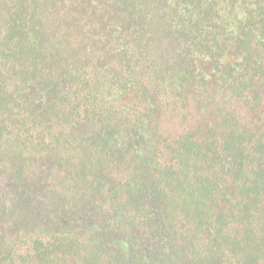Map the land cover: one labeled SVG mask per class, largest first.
Here are the masks:
<instances>
[{
	"label": "trees",
	"instance_id": "16d2710c",
	"mask_svg": "<svg viewBox=\"0 0 264 264\" xmlns=\"http://www.w3.org/2000/svg\"><path fill=\"white\" fill-rule=\"evenodd\" d=\"M0 264H264V0H0Z\"/></svg>",
	"mask_w": 264,
	"mask_h": 264
}]
</instances>
